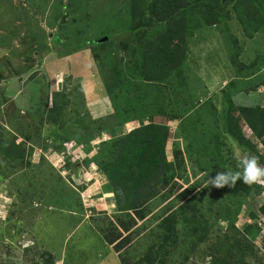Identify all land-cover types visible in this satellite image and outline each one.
<instances>
[{"label":"rangeland","instance_id":"obj_1","mask_svg":"<svg viewBox=\"0 0 264 264\" xmlns=\"http://www.w3.org/2000/svg\"><path fill=\"white\" fill-rule=\"evenodd\" d=\"M127 1L0 0V131L7 126L36 146L32 167L12 176L0 156V264H144L161 247L173 251L166 264H208L207 254L216 252L228 228L223 218L228 213L239 228L259 223L255 252L246 260L264 264V216L259 214L264 183L253 184L247 198L237 184L209 183L218 172H242V158H256L228 133L227 110L231 99L264 106V27L250 37L239 0H232L221 25L204 27L191 39L188 86L179 79L149 84L131 74L140 40L149 32L131 29ZM59 37L69 48L57 45ZM85 41L92 44L81 47ZM238 48L243 70L232 59ZM255 58L257 65L250 67ZM101 73L115 96L123 83L121 108H114ZM54 104L65 109L61 117L50 112ZM160 113L175 131L168 156L176 177L165 195L141 218L109 209L108 182L84 194L93 180L87 173H102L93 159L102 142L113 138L111 130L127 134ZM57 117L55 124L45 122ZM94 131L96 137L89 139ZM80 135L89 141L78 143ZM186 204L216 231L192 252L183 237L186 224L176 229H181L177 249L170 248L173 241L166 243L164 220ZM111 239L118 257L105 245Z\"/></svg>","mask_w":264,"mask_h":264},{"label":"trees","instance_id":"obj_2","mask_svg":"<svg viewBox=\"0 0 264 264\" xmlns=\"http://www.w3.org/2000/svg\"><path fill=\"white\" fill-rule=\"evenodd\" d=\"M230 2L232 0L127 1L131 13V29L139 33L143 29L149 32L148 38L140 40L142 48L139 52L141 54L137 58L136 66L132 68L135 71L131 74L136 79L149 84L179 79L187 87L186 71L191 51V39L204 27L221 25L226 18L224 11L226 4ZM238 4L242 7L240 20L247 24L246 31L250 37H253L264 27V0H239ZM248 28L252 31L249 32ZM108 36L111 40L112 35L108 34ZM235 43L238 45V39ZM90 44L92 43L85 41L80 46L85 47ZM106 44L104 42L103 47ZM57 45L61 48H69L66 41L60 37L57 39ZM133 51L135 52V49ZM241 52L242 49L235 50L232 59L233 63L243 70L245 65L240 61ZM258 60L255 58L251 64L249 63L250 67H255ZM262 66H264V61L260 67ZM250 67L246 65V68ZM101 78L114 108H121L123 83L120 82L117 85L119 90L116 93L121 94L115 96L113 91L109 90L103 73H101ZM261 85L264 86V81ZM161 89L162 87L159 88ZM143 92L147 93L146 90ZM64 110H57L54 104L50 112L57 111L61 117ZM163 115L166 116L164 113L155 117L149 116L148 123L145 117L140 126L124 135H116L115 130H111L114 134L113 138L102 142L98 154L93 159L101 172L107 176L109 189L115 194L117 208L121 213L134 212L143 218L146 207L164 196L174 184L176 165L169 160L167 153V146L174 136V130L168 122L170 119ZM57 121L58 117L45 122L55 124ZM227 128L228 133L239 145L253 152L257 161L264 166V106L239 105L231 99L227 110ZM5 129L6 131H0V156L4 163L3 166L12 176L32 167V156L36 151V146L28 143V139L18 132L12 131L7 126ZM90 135L92 137H89ZM96 135L97 132L94 131L88 135V138L93 139ZM84 141L89 140H83L80 135L78 143ZM236 184V189L245 192L242 196L246 198L255 186L247 185L242 179ZM190 206L186 204L179 213L164 220L166 234L168 233L166 243L173 241L170 248L174 250L181 243V229L176 230L178 224L183 223L188 226L183 237L188 244L192 245H189L190 249L187 248L191 252L198 246V243L210 237L211 233L213 236L216 232L208 225V220L200 218L196 208L191 209ZM259 214L264 216V203L259 208ZM223 218L229 222V225L227 229H223L224 238H219L216 243V252L207 254L211 256L208 264H247L246 258L255 252V242L262 231L259 223L251 222L239 228L236 224V217L234 219L231 213ZM256 218L257 215L253 211L252 220ZM108 242L112 244L113 240H108ZM119 243L116 245L118 250H120ZM151 252L155 255L154 258L150 257L144 264H166V254L173 253L167 247ZM50 256L53 255L50 253ZM186 261H190L189 257H186Z\"/></svg>","mask_w":264,"mask_h":264},{"label":"clouds","instance_id":"obj_3","mask_svg":"<svg viewBox=\"0 0 264 264\" xmlns=\"http://www.w3.org/2000/svg\"><path fill=\"white\" fill-rule=\"evenodd\" d=\"M242 172H218L209 180L216 187H235L238 180H243L247 185L264 183V168L260 167L255 157H244L240 161Z\"/></svg>","mask_w":264,"mask_h":264},{"label":"crops","instance_id":"obj_4","mask_svg":"<svg viewBox=\"0 0 264 264\" xmlns=\"http://www.w3.org/2000/svg\"><path fill=\"white\" fill-rule=\"evenodd\" d=\"M168 122H169V124H170V126L173 128V130H174V127H173V122H171V120H168ZM136 128V127H135ZM134 129V128H133ZM175 132V131H174ZM174 140V136H173V138H172V140L169 142V144H168V146L171 144V142ZM168 146H167V153H168ZM169 157V156H168ZM170 160V159H169ZM92 164H94V166H97L95 163H92ZM94 168V167H93ZM87 175H88V177H89V180L90 179H93L92 180V182L90 183V184H88V188H90L91 186V189L89 190L88 188H86V190H85V193L84 194H88V193H90L91 191H93V190H95V189H99V187L101 188V187H103V185L104 184H102V182L103 183H107L108 182V178H107V176L105 175V174H102V173H100V174H98V175H96V176H94L93 174H91V171H89L88 173H87ZM106 190V192H105V194H106V196H111V197H109V198H112V200H111V204H110V207H109V209H112V210H115V209H118L117 208V203H116V199H115V194L113 193V192H111L110 191V189L109 188H106L105 189ZM83 194V195H84ZM109 198H106L105 200V202H107L106 204H107V206H108V204H109ZM80 218V217H79ZM81 220V219H80ZM81 222L83 223L84 222V220H81ZM88 222V221H87ZM90 224V223H89ZM91 226V225H90ZM102 239V238H101ZM103 240V239H102ZM105 242V245L106 246H110V248H111V250L109 249V251H110V253H111V255H114L113 253H115V250L113 249V245L112 244H108V242H106V241H104ZM112 246V247H111ZM113 253H112V252ZM114 257H118V255L117 254H115L114 255Z\"/></svg>","mask_w":264,"mask_h":264},{"label":"water","instance_id":"obj_5","mask_svg":"<svg viewBox=\"0 0 264 264\" xmlns=\"http://www.w3.org/2000/svg\"><path fill=\"white\" fill-rule=\"evenodd\" d=\"M107 40H108L107 37L103 39V41H107Z\"/></svg>","mask_w":264,"mask_h":264}]
</instances>
